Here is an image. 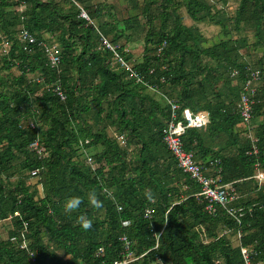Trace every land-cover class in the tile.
Returning <instances> with one entry per match:
<instances>
[{"label": "trees", "instance_id": "obj_1", "mask_svg": "<svg viewBox=\"0 0 264 264\" xmlns=\"http://www.w3.org/2000/svg\"><path fill=\"white\" fill-rule=\"evenodd\" d=\"M109 1L0 0V264H32L31 253L39 264L122 263L123 238L133 259L146 254L131 264H246L242 249L264 264V0ZM175 102L180 120L185 109L210 115L182 141L205 176L235 188L214 215L165 143ZM71 197L83 203L65 213Z\"/></svg>", "mask_w": 264, "mask_h": 264}, {"label": "built area", "instance_id": "obj_2", "mask_svg": "<svg viewBox=\"0 0 264 264\" xmlns=\"http://www.w3.org/2000/svg\"><path fill=\"white\" fill-rule=\"evenodd\" d=\"M86 19H88L86 14L82 15ZM28 33H24V38L29 39L30 43H34L35 39L33 37H29ZM1 39V37H0ZM104 46L109 48L110 51L116 50L109 41H104ZM4 46L9 48V43L7 41L4 42ZM44 46V45H43ZM46 47V46H44ZM46 53L49 56V62L52 67L59 65L60 57L53 52L50 47H46ZM125 65L124 63H122ZM128 67L127 65H125ZM136 75V74H135ZM139 78L138 75H136ZM140 81H143V78H139ZM260 80V74L258 71H254L251 73V81L247 84L243 94H242V105H241V113L244 121L249 124L253 119V105L254 102L251 99V96L255 94V84ZM59 95L62 97V100L65 99V96L59 89ZM172 104V116L168 128L165 131V143L168 146V149L174 155L178 166L185 173H187L190 178L200 184L202 192L201 196H205L208 199V206L206 210L208 213L214 215L216 212V205H220L222 207L227 208L229 204L233 201L237 200L235 188L232 185H223L221 183V177H207L204 175L203 170L199 164L196 163L195 155L192 152H187L184 148V144L182 141V136L184 135L187 129H201L207 126L210 123V115L208 112L203 111L196 114H193L189 109L184 110L183 120L179 119L178 111L180 106L175 102ZM247 137H251L250 133L246 134ZM255 153L256 147L254 146ZM257 178L261 181H264V174H259ZM146 218L151 216L152 212L146 211ZM15 216H18V213H15ZM239 220V219H237ZM127 224V223H126ZM242 238V235L239 233V239ZM125 242L124 250L127 252L128 259L122 263L116 264H131L135 261H138L142 257L133 259V252L131 251V243L127 240V238L122 239ZM13 242H16V238H12ZM26 246V242L24 243L22 248ZM242 254L244 256V260L246 264H251L249 251L247 249H242ZM30 261L32 264L38 263V255L36 253H31Z\"/></svg>", "mask_w": 264, "mask_h": 264}, {"label": "clouds", "instance_id": "obj_3", "mask_svg": "<svg viewBox=\"0 0 264 264\" xmlns=\"http://www.w3.org/2000/svg\"><path fill=\"white\" fill-rule=\"evenodd\" d=\"M103 191L105 193H107L108 196L115 203V196L112 195L110 190L107 188H104ZM144 196L149 202H154V195H153L151 189H146L144 192ZM88 201H89V204L94 209H101L103 207V203L97 198L95 192H91L88 194ZM82 203H83V199L81 197H71L64 204V212L65 213H72V212L78 210ZM117 210L118 211L120 210L119 207H117ZM92 223H93L92 220L89 219L85 215H80L77 217V224L85 231L91 229Z\"/></svg>", "mask_w": 264, "mask_h": 264}, {"label": "rangeland", "instance_id": "obj_4", "mask_svg": "<svg viewBox=\"0 0 264 264\" xmlns=\"http://www.w3.org/2000/svg\"><path fill=\"white\" fill-rule=\"evenodd\" d=\"M112 1H115V0H112ZM112 1H109V2L112 3V4L115 3V2H112ZM140 1L142 2L143 0H140ZM125 6L122 7L121 10H119V11H121V13H122V10H123L122 15L126 18L127 16H129V9L127 8V5H125ZM230 8H231V12H233L237 8V4L234 3V2L230 3L228 5V9H230ZM210 30L211 31H214L215 29H208V28L203 29V31H204L205 34L208 31H210ZM211 34L208 32L206 35H210V37H211ZM213 35H215L213 39L218 38V35L216 36V32H214ZM218 39H220V36H219ZM142 46H143V43H139V44H136V45L133 46V52H134L135 57L139 60L138 62H140L142 60V57H141V55H142ZM255 57H256V60H257L258 59L257 58L258 56L255 55ZM110 133H111V135L115 136L113 129L110 130ZM120 142H121L122 145H125L124 139H120ZM6 237H7V233L4 232V231H0V240H4V239H6ZM233 245H235V246L238 245V243H236V238L233 239ZM103 251L104 250L101 249V252H103Z\"/></svg>", "mask_w": 264, "mask_h": 264}, {"label": "crops", "instance_id": "obj_5", "mask_svg": "<svg viewBox=\"0 0 264 264\" xmlns=\"http://www.w3.org/2000/svg\"><path fill=\"white\" fill-rule=\"evenodd\" d=\"M94 1H98V0H94Z\"/></svg>", "mask_w": 264, "mask_h": 264}]
</instances>
